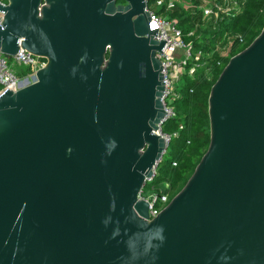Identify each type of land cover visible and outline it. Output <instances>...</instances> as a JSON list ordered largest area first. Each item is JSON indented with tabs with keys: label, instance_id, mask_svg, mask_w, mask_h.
I'll use <instances>...</instances> for the list:
<instances>
[{
	"label": "water",
	"instance_id": "obj_1",
	"mask_svg": "<svg viewBox=\"0 0 264 264\" xmlns=\"http://www.w3.org/2000/svg\"><path fill=\"white\" fill-rule=\"evenodd\" d=\"M7 1L0 49L46 66L0 96V264H264V28L213 85L209 148L150 220L169 42L147 0Z\"/></svg>",
	"mask_w": 264,
	"mask_h": 264
},
{
	"label": "trees",
	"instance_id": "obj_2",
	"mask_svg": "<svg viewBox=\"0 0 264 264\" xmlns=\"http://www.w3.org/2000/svg\"><path fill=\"white\" fill-rule=\"evenodd\" d=\"M235 9H229L218 21L204 18L203 0H180L167 11L166 6L157 10L158 0H147L148 8L176 21L186 43L192 45L194 54L201 53L199 66L192 76L181 78L178 89L180 97L173 103L175 116L166 121L161 130L171 136L167 151L157 166V174L152 182H147L142 194L152 186L159 193H167L170 188L172 200L187 184L198 164L206 154L211 139L209 119V97L213 85L222 71L237 54L248 48L264 28V0H237ZM223 3L224 0H218ZM190 5V8H186ZM155 5V8L153 7ZM240 37L232 46L227 58L212 53L226 39ZM240 40L242 42L240 43ZM221 62V66H218ZM19 76L28 70L17 68Z\"/></svg>",
	"mask_w": 264,
	"mask_h": 264
},
{
	"label": "built area",
	"instance_id": "obj_3",
	"mask_svg": "<svg viewBox=\"0 0 264 264\" xmlns=\"http://www.w3.org/2000/svg\"><path fill=\"white\" fill-rule=\"evenodd\" d=\"M180 0H158L157 5L166 6L167 11L175 6V3H179ZM0 5L6 7L8 5L7 0H0ZM238 5L237 0H224L223 3H219L218 0H203V5L199 8L202 10L204 18L218 21L223 14H226L229 9H235ZM186 8H190V5H186ZM150 17L158 27V37L155 40H165L169 42L162 53L158 54L163 66V76L165 82L164 103L167 111L166 121L175 116L173 103L181 95L178 92L176 83L181 81V78L186 74L192 76L195 69L199 66L198 62L201 59V53L194 54L192 45L186 43L183 39V33L178 27L176 21H172L166 15H161L148 8ZM5 15L0 13V25L4 22ZM240 37L226 39L223 41V45H218L213 54L217 53L222 58H227L230 54L232 46L236 43ZM242 40H240V43ZM221 62H218V66H221ZM46 66V60L44 58L28 55L20 49L17 55L8 57L0 49V96L6 91L17 92L22 88L29 86L35 82L36 74L39 70ZM16 68L26 69L27 73L22 76L18 75ZM165 121V122H166ZM164 122V123H165ZM162 127V126H161ZM162 137L169 144L171 136L166 135L161 130ZM162 161V160H161ZM160 163V162H159ZM155 176L157 174V167L155 168ZM151 178L148 182H152ZM170 186L166 185L167 193H159L155 186H152L147 194H141L140 198L147 201L152 199L149 208L150 220L156 218L162 210L170 203Z\"/></svg>",
	"mask_w": 264,
	"mask_h": 264
},
{
	"label": "flooded vegetation",
	"instance_id": "obj_4",
	"mask_svg": "<svg viewBox=\"0 0 264 264\" xmlns=\"http://www.w3.org/2000/svg\"><path fill=\"white\" fill-rule=\"evenodd\" d=\"M114 4H115V9H117V10L119 8L122 10V8H126V6H127V2H125L124 0H115ZM117 10H115V11H117ZM121 13H125L126 14V11L123 10V11H121Z\"/></svg>",
	"mask_w": 264,
	"mask_h": 264
},
{
	"label": "rangeland",
	"instance_id": "obj_5",
	"mask_svg": "<svg viewBox=\"0 0 264 264\" xmlns=\"http://www.w3.org/2000/svg\"><path fill=\"white\" fill-rule=\"evenodd\" d=\"M179 3H181V2L179 1ZM153 7L155 8V5H154ZM156 8H157V10H161L162 7L159 6V5H157ZM16 70H17L18 72H20V70H18L17 68H16ZM181 85H182L181 82L176 83V87H177L178 89H180Z\"/></svg>",
	"mask_w": 264,
	"mask_h": 264
}]
</instances>
